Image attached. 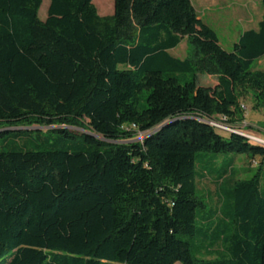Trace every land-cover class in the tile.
<instances>
[{"label": "trees", "instance_id": "1", "mask_svg": "<svg viewBox=\"0 0 264 264\" xmlns=\"http://www.w3.org/2000/svg\"><path fill=\"white\" fill-rule=\"evenodd\" d=\"M92 1L0 0V264H264V147L206 122L264 110V0L232 55L190 0ZM201 153L260 163L198 228Z\"/></svg>", "mask_w": 264, "mask_h": 264}, {"label": "rangeland", "instance_id": "2", "mask_svg": "<svg viewBox=\"0 0 264 264\" xmlns=\"http://www.w3.org/2000/svg\"><path fill=\"white\" fill-rule=\"evenodd\" d=\"M190 2L202 22L213 29L220 47L225 53L231 55L233 45L239 35L250 29L255 30L262 15L260 0H190ZM92 3L99 16H110L115 12V0H93ZM48 5L49 0H41L37 12L39 20L44 21L46 19ZM199 42L195 37H186L177 48L169 51V54L181 60H197L196 58H200L202 54L201 50L198 49L201 45ZM257 69L264 71V58L257 63ZM199 77L206 78V76ZM210 86L212 91H210L209 96L215 100V83L210 82ZM240 105L243 108V121L238 123L233 130L249 136L252 143L264 147V144L253 140V138L264 140V110H255L249 96L242 99ZM209 106L213 109L216 108V105L209 104ZM48 129L51 128L40 130L46 131ZM68 130L75 134L82 132L71 128ZM223 134L226 135L227 133ZM144 136L145 134H140L137 138L140 141ZM259 163V158L249 159L245 155L238 154L212 155L201 153L197 155L196 170L200 173H207L205 178L197 180V194L205 203V208L198 215L196 221L198 228L204 227L201 218L214 216L220 205V182L216 181L218 174L226 171L227 174L222 179L225 185L231 181L246 180L256 173ZM217 216L214 217V224L218 220ZM191 252L196 255L193 247Z\"/></svg>", "mask_w": 264, "mask_h": 264}, {"label": "built area", "instance_id": "3", "mask_svg": "<svg viewBox=\"0 0 264 264\" xmlns=\"http://www.w3.org/2000/svg\"><path fill=\"white\" fill-rule=\"evenodd\" d=\"M210 126L221 130V131H226V132H234V133H239L242 134L236 130L231 129L228 125H227V119L226 117H221L218 121L216 120H208L206 121Z\"/></svg>", "mask_w": 264, "mask_h": 264}, {"label": "water", "instance_id": "4", "mask_svg": "<svg viewBox=\"0 0 264 264\" xmlns=\"http://www.w3.org/2000/svg\"><path fill=\"white\" fill-rule=\"evenodd\" d=\"M232 133H234V132H232ZM237 134H239V133H237ZM91 136H93V137H95V138H97V139H99V140H102V138L101 137H99V136H97V135H95V134H93V133H91L90 134ZM239 135H241L242 137H245V138H247V139H250V137L249 136H247V135H245V134H239Z\"/></svg>", "mask_w": 264, "mask_h": 264}, {"label": "bare ground", "instance_id": "5", "mask_svg": "<svg viewBox=\"0 0 264 264\" xmlns=\"http://www.w3.org/2000/svg\"><path fill=\"white\" fill-rule=\"evenodd\" d=\"M253 140L258 141L261 144H264V140H262V139L257 140L256 138H253Z\"/></svg>", "mask_w": 264, "mask_h": 264}]
</instances>
